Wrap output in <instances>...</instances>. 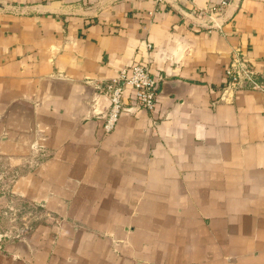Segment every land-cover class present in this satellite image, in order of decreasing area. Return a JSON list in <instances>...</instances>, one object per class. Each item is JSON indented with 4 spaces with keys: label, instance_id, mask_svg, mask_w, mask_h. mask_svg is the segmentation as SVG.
Instances as JSON below:
<instances>
[{
    "label": "crops",
    "instance_id": "obj_1",
    "mask_svg": "<svg viewBox=\"0 0 264 264\" xmlns=\"http://www.w3.org/2000/svg\"><path fill=\"white\" fill-rule=\"evenodd\" d=\"M0 0V156L47 218L0 234V264H264V0ZM150 46V47H149ZM135 64L116 128L96 89Z\"/></svg>",
    "mask_w": 264,
    "mask_h": 264
},
{
    "label": "built area",
    "instance_id": "obj_2",
    "mask_svg": "<svg viewBox=\"0 0 264 264\" xmlns=\"http://www.w3.org/2000/svg\"><path fill=\"white\" fill-rule=\"evenodd\" d=\"M230 4L231 0H219L216 5L211 4L209 10L212 13L222 12ZM226 76L228 83L224 90L225 94L237 90L264 93V69L257 70L242 57L240 52L233 55ZM96 89L100 93L107 94L110 100L108 112L102 115L104 120L102 127L107 133L116 128L121 115L128 111L124 103L127 91L130 90L135 102L140 107L151 112L155 110L158 101L156 81L151 77L148 66L144 64H135L129 69L122 70L116 78L109 82L97 84Z\"/></svg>",
    "mask_w": 264,
    "mask_h": 264
},
{
    "label": "rangeland",
    "instance_id": "obj_3",
    "mask_svg": "<svg viewBox=\"0 0 264 264\" xmlns=\"http://www.w3.org/2000/svg\"><path fill=\"white\" fill-rule=\"evenodd\" d=\"M28 165L0 156V234L9 238L20 237L47 218L41 207L17 191Z\"/></svg>",
    "mask_w": 264,
    "mask_h": 264
}]
</instances>
